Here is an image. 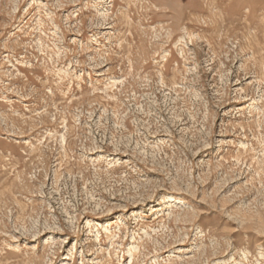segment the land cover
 <instances>
[{"label": "rangeland", "instance_id": "1", "mask_svg": "<svg viewBox=\"0 0 264 264\" xmlns=\"http://www.w3.org/2000/svg\"><path fill=\"white\" fill-rule=\"evenodd\" d=\"M0 264H264V0H0Z\"/></svg>", "mask_w": 264, "mask_h": 264}, {"label": "bare ground", "instance_id": "2", "mask_svg": "<svg viewBox=\"0 0 264 264\" xmlns=\"http://www.w3.org/2000/svg\"><path fill=\"white\" fill-rule=\"evenodd\" d=\"M177 203H178V202H177ZM177 203L173 204V206H174V205H176L177 207H179L180 205H179V204H177Z\"/></svg>", "mask_w": 264, "mask_h": 264}]
</instances>
